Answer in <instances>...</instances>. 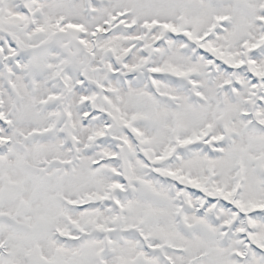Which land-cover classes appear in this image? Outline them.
Returning <instances> with one entry per match:
<instances>
[{"label": "snow or ice", "instance_id": "1", "mask_svg": "<svg viewBox=\"0 0 264 264\" xmlns=\"http://www.w3.org/2000/svg\"><path fill=\"white\" fill-rule=\"evenodd\" d=\"M0 264H264V0H0Z\"/></svg>", "mask_w": 264, "mask_h": 264}]
</instances>
